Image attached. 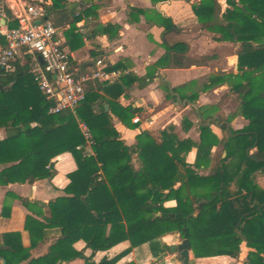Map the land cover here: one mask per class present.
<instances>
[{
  "label": "trees",
  "instance_id": "trees-1",
  "mask_svg": "<svg viewBox=\"0 0 264 264\" xmlns=\"http://www.w3.org/2000/svg\"><path fill=\"white\" fill-rule=\"evenodd\" d=\"M64 1L53 0L44 17L57 12L55 24H69L66 36L79 39L76 24L83 18H97L98 6L87 7L76 16ZM226 4L223 10L218 0H200L192 4V10L201 29L218 35L217 42L238 45L237 74H212L203 87L192 82L165 89L167 98L178 93L182 100L195 104L201 92L221 83L237 99L238 109L226 123L218 107L198 108L199 142L180 139L175 126L169 125L158 138L142 131L133 145H126L114 118L128 128L136 126L133 110L118 103L129 79L135 80L132 75L113 83L91 82L74 115L48 112L51 103L38 87L29 57H19L12 69L0 73V129L7 131V138L0 141V165L12 164L0 172V185L51 179L55 173L52 160L63 153H70L76 163L64 196L47 204L18 197L33 214L25 222L30 246H23L20 233L0 235V258L7 264H21L30 260L33 248L49 243L47 254L29 264H58L76 258L85 264H116L144 245L157 258L169 251L163 238L178 235L181 241H190L194 258L238 259L245 243L250 251L243 264H264V188L256 181L257 174L264 176V0H227ZM138 12L129 8L130 15ZM161 22L165 37L172 20L161 17ZM108 28L118 36V27ZM0 45H5L2 39ZM163 46L167 53L158 64L164 68H186L214 59L188 60L185 42L170 45L164 39ZM70 48L75 50L71 44ZM237 116L247 124L242 130H228ZM80 123L91 134V155L77 149L86 147ZM219 124L227 132L222 139L211 129ZM192 126L184 118L183 130ZM215 147H221V154L213 151ZM193 149L196 159L189 164L187 156ZM169 201L175 205L166 206ZM126 241L130 247L118 256L93 260L94 253ZM78 242L93 254L86 257L84 250H77Z\"/></svg>",
  "mask_w": 264,
  "mask_h": 264
},
{
  "label": "crops",
  "instance_id": "crops-1",
  "mask_svg": "<svg viewBox=\"0 0 264 264\" xmlns=\"http://www.w3.org/2000/svg\"><path fill=\"white\" fill-rule=\"evenodd\" d=\"M199 1L65 0L63 3L65 8L72 12L75 11L76 16L87 7L98 6L97 18H83L76 24L75 35H78L79 39L66 36V32L71 28L69 24H55L57 12L52 14L51 18L44 17L45 8L51 7L53 0H29V3L43 9L41 19H49L56 27L61 29L62 45L70 55V63L74 72H88L94 67L98 59H102L107 64L108 69L114 67L113 71L120 73V77L108 83L118 81L122 76L132 75L135 78V80L129 79V85L124 86L125 92L120 96L118 103L124 108L130 107L133 110L134 117L132 120L138 117L141 121L138 124H134L132 121L136 126L128 128L114 118V126L119 132L121 139L126 145L131 146L135 143L136 136L142 131H148L158 138L160 137V132L169 125L175 126V133L180 139L189 138L194 142H199V107H218V115L225 120L224 123L238 109L239 103L236 109L223 110L226 115L222 113V102L217 99L218 96L222 92L228 98H235V96L230 94L227 84L221 83H217L212 88L201 92L195 104L182 100L178 93H174L171 98H167L166 88L183 87L192 82H197L198 87H203L206 83L208 84L209 76L212 74L217 76L237 74L238 45L229 42H217L215 37H218V35L201 29L192 10V4ZM218 2L223 10L227 8V0H218ZM129 8L139 12L130 15ZM7 14L10 18L8 22L10 26L15 20L12 19L13 13L11 10H8ZM161 17L170 18L173 24L171 30L165 34V37V27L161 24ZM108 26L118 27V36L115 29H109ZM164 39L170 45L177 42L187 43L189 50L186 57L190 61H202L204 57H214V59L207 61L205 64L192 63L186 68H164L158 64L167 53L163 46ZM70 44L73 45L75 50L70 48ZM80 44L82 45L79 46ZM25 56L29 57L31 64H33V58L29 55H23L20 58L22 59ZM38 62L42 64L39 57ZM151 74L153 77L150 81L149 76ZM105 97L110 99L108 96ZM105 108L106 111L109 110L107 104H105ZM185 109L192 110L193 118L189 115H183L181 120H179L181 111ZM184 118H188L193 124L188 131L183 130ZM246 124L247 121L244 118L237 116L227 125V129L242 130ZM211 129L220 139L227 135V132L221 129L220 124L211 125ZM193 130L196 132V137H191ZM182 134L183 136H181ZM6 138L7 131L4 128L0 129V141ZM217 148L213 149L215 153ZM189 155L193 156V160H188ZM195 159L196 149H193L187 156V162L194 164ZM52 163L55 173L51 179L39 180L31 184L14 183L0 185V235L20 233L23 246H30V236L25 230V222L27 216L33 214L18 197L32 202L39 201L47 204L65 195L64 189L70 182L68 175L76 170L75 160L70 153L58 155L52 160ZM11 165H0V172ZM199 173L207 174V171L200 170ZM256 181L264 188L263 175L257 174ZM174 205L175 203L170 206ZM163 241L168 245L166 237L163 238ZM48 246L49 243L33 248L30 251V260L21 264H29V261L46 255ZM74 247L79 251L84 250L86 257L93 254L91 250L85 249L83 242L76 243ZM129 247L130 243L128 241L123 242L108 251L94 253L93 260L99 262L104 257L114 258ZM146 249L148 250L146 251ZM249 251L250 249L243 243L238 259L229 256L194 258L192 259L194 260L192 264H243ZM157 258L152 254L150 247L144 245L141 248L132 249L120 258L116 264H128L131 262L135 264H167L168 262V259L155 262ZM0 264H7V262L1 257ZM58 264H85V260L76 258L68 262H59Z\"/></svg>",
  "mask_w": 264,
  "mask_h": 264
},
{
  "label": "built area",
  "instance_id": "built-area-1",
  "mask_svg": "<svg viewBox=\"0 0 264 264\" xmlns=\"http://www.w3.org/2000/svg\"><path fill=\"white\" fill-rule=\"evenodd\" d=\"M13 13L17 26L8 25L7 11ZM43 9L29 3V0H0V73L12 69L13 62L23 55L33 58L31 72L36 74L40 91L46 96L50 114L71 112L76 115L77 108L86 99L89 84L93 81L104 83L120 77L118 71L109 70L107 64L98 59L94 67L85 73H76L71 67L70 55L61 41V29L49 19H41ZM40 21L36 24V21ZM38 57L42 64L38 62ZM138 124L141 120H132ZM86 139L85 155H91L92 137L88 127L80 123Z\"/></svg>",
  "mask_w": 264,
  "mask_h": 264
},
{
  "label": "rangeland",
  "instance_id": "rangeland-1",
  "mask_svg": "<svg viewBox=\"0 0 264 264\" xmlns=\"http://www.w3.org/2000/svg\"><path fill=\"white\" fill-rule=\"evenodd\" d=\"M217 99H220L221 102H222L221 105H222L223 108H221V109H222V113L224 115H226V113L223 110H225V109L226 110L227 109H230L231 110V109H236L237 108V105H238L237 99L236 98H228V97H225V94H223V92H222V94H220L218 96ZM183 115H189L190 117H192L193 116V112H192L191 109H185V110L181 111L180 119L179 120H181V117ZM181 136H183V134ZM189 137H190V135H189ZM191 137H196L195 130H193V133H191ZM221 152H222L221 147H218L216 149V153L217 154H221ZM188 160H193V156L192 155H189ZM174 203H175L174 201H169V202L166 203V205L167 206H170V205H173ZM166 242L168 243L169 246L179 245L181 243V239L179 238L178 235H169L168 237H166ZM147 250L148 249H146V251ZM166 252H168V256H166L163 260L168 259L167 260L168 261L167 264H184L183 263V260L180 257V253L178 251H174L173 253H171L169 251H166ZM147 255H148V253H147ZM192 259H194V256H193V253H192V250H191L190 251V257H189L188 263H190V261L191 262L194 261Z\"/></svg>",
  "mask_w": 264,
  "mask_h": 264
},
{
  "label": "water",
  "instance_id": "water-1",
  "mask_svg": "<svg viewBox=\"0 0 264 264\" xmlns=\"http://www.w3.org/2000/svg\"><path fill=\"white\" fill-rule=\"evenodd\" d=\"M40 21H37L36 24H39ZM42 61V60H41ZM192 250V245L188 239H184L181 241L179 245H172L169 247V252L173 253L174 251H178L180 253V257L183 260L184 264H188V260L190 257V251ZM168 255V252L160 255L155 262H159L164 259Z\"/></svg>",
  "mask_w": 264,
  "mask_h": 264
}]
</instances>
